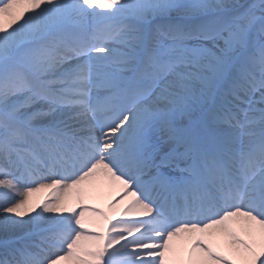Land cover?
<instances>
[{
    "label": "snow or ice",
    "instance_id": "1",
    "mask_svg": "<svg viewBox=\"0 0 264 264\" xmlns=\"http://www.w3.org/2000/svg\"><path fill=\"white\" fill-rule=\"evenodd\" d=\"M0 264H264V0H0Z\"/></svg>",
    "mask_w": 264,
    "mask_h": 264
},
{
    "label": "bare ground",
    "instance_id": "2",
    "mask_svg": "<svg viewBox=\"0 0 264 264\" xmlns=\"http://www.w3.org/2000/svg\"><path fill=\"white\" fill-rule=\"evenodd\" d=\"M107 191H108L107 189H104L105 194L99 195L89 202L96 204L100 207H105V209L107 210V207H106ZM47 196H48V190H42L40 192L34 193L32 194V197H31L32 203L35 204L36 202L42 201Z\"/></svg>",
    "mask_w": 264,
    "mask_h": 264
}]
</instances>
